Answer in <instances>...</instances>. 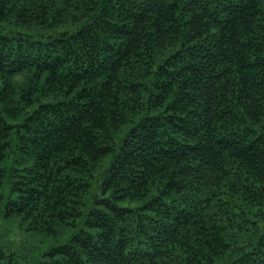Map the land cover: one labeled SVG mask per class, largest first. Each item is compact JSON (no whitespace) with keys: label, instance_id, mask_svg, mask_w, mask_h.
<instances>
[{"label":"trees","instance_id":"1","mask_svg":"<svg viewBox=\"0 0 264 264\" xmlns=\"http://www.w3.org/2000/svg\"><path fill=\"white\" fill-rule=\"evenodd\" d=\"M0 216L38 264H264V0H0Z\"/></svg>","mask_w":264,"mask_h":264},{"label":"rangeland","instance_id":"2","mask_svg":"<svg viewBox=\"0 0 264 264\" xmlns=\"http://www.w3.org/2000/svg\"><path fill=\"white\" fill-rule=\"evenodd\" d=\"M45 244L44 238L26 237L16 225L4 222L0 216V249L4 252L27 259V264H38L42 254L48 249Z\"/></svg>","mask_w":264,"mask_h":264},{"label":"bare ground","instance_id":"3","mask_svg":"<svg viewBox=\"0 0 264 264\" xmlns=\"http://www.w3.org/2000/svg\"><path fill=\"white\" fill-rule=\"evenodd\" d=\"M85 211V210H84Z\"/></svg>","mask_w":264,"mask_h":264}]
</instances>
